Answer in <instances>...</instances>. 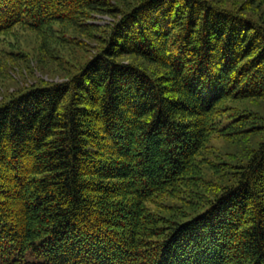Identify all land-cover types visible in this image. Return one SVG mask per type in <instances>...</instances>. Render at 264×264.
<instances>
[{"label": "trees", "instance_id": "1", "mask_svg": "<svg viewBox=\"0 0 264 264\" xmlns=\"http://www.w3.org/2000/svg\"><path fill=\"white\" fill-rule=\"evenodd\" d=\"M108 7L0 0V35L120 16L74 76L0 105V264H264V136L237 164L209 149L264 134L231 112L264 101V24L205 0Z\"/></svg>", "mask_w": 264, "mask_h": 264}, {"label": "rangeland", "instance_id": "2", "mask_svg": "<svg viewBox=\"0 0 264 264\" xmlns=\"http://www.w3.org/2000/svg\"><path fill=\"white\" fill-rule=\"evenodd\" d=\"M143 1L106 0L108 8L120 11ZM205 1L212 6L239 13L251 24H264V0ZM119 17L105 12L82 11L81 15L73 17L76 19L74 23L53 22L36 30L16 24L1 34L0 105L31 87L61 83L74 76L99 52L101 38ZM75 24L81 28L85 26L87 31H80ZM231 110L236 116L246 114L264 125L263 100L234 101ZM263 136L262 133L246 134L231 139L217 133L210 138L209 149L214 154V160L226 165L237 164L242 160L239 157L249 155L251 147H255ZM208 175L213 176L210 172Z\"/></svg>", "mask_w": 264, "mask_h": 264}]
</instances>
